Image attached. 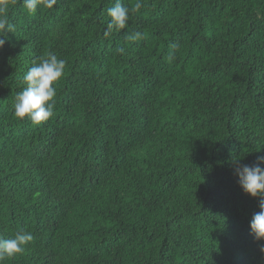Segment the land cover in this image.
Here are the masks:
<instances>
[{
    "label": "trees",
    "instance_id": "trees-1",
    "mask_svg": "<svg viewBox=\"0 0 264 264\" xmlns=\"http://www.w3.org/2000/svg\"><path fill=\"white\" fill-rule=\"evenodd\" d=\"M141 3L108 37L115 0L11 4L0 237L34 239L4 264H264L260 198L237 176L264 156V0ZM50 52L66 61L54 115L19 119L23 77Z\"/></svg>",
    "mask_w": 264,
    "mask_h": 264
},
{
    "label": "clouds",
    "instance_id": "clouds-1",
    "mask_svg": "<svg viewBox=\"0 0 264 264\" xmlns=\"http://www.w3.org/2000/svg\"><path fill=\"white\" fill-rule=\"evenodd\" d=\"M14 2L15 0H0V49L5 44L6 34L12 33L15 28L8 18L11 4ZM22 3L27 12L34 15L38 8L52 9L57 0H22ZM141 7V0H137L131 9L122 0H115L114 6L107 9L110 20L104 36L108 37L113 31L125 29L131 19V13L137 12ZM126 38L132 41L139 40L142 33L132 32ZM170 58H173V54H170ZM65 66L66 61L51 52L46 57H41L38 63L34 62L23 77L27 86L15 96V117L28 118L32 123L40 124L54 115L55 84L62 78ZM237 176L240 187L247 195L260 198V211L252 217L250 231L257 241H264V156L258 157V162L254 165L239 167ZM33 239L30 232L23 230L16 232L12 238L0 237V264H4L6 258L23 253L25 246ZM260 251L264 253V244L260 245Z\"/></svg>",
    "mask_w": 264,
    "mask_h": 264
}]
</instances>
